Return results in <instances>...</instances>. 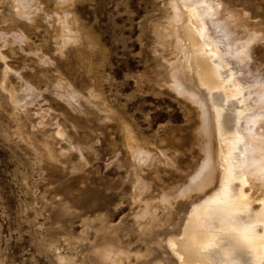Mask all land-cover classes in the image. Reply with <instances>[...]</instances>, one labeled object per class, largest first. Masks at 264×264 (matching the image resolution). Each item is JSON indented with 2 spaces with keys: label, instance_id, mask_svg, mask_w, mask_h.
Returning a JSON list of instances; mask_svg holds the SVG:
<instances>
[{
  "label": "rangeland",
  "instance_id": "374dc122",
  "mask_svg": "<svg viewBox=\"0 0 264 264\" xmlns=\"http://www.w3.org/2000/svg\"><path fill=\"white\" fill-rule=\"evenodd\" d=\"M169 2L35 0L20 16L15 0H0V264H104L96 250L107 246L128 256L122 264H172L164 238L195 192L158 207L151 224L135 217L144 201L187 187L204 156L194 104L166 82ZM206 2L224 43L247 53L227 66L245 86L264 84V0ZM63 11L80 37L62 47ZM5 68L8 88L34 87L16 107L1 84ZM59 77L70 88L56 86ZM92 90L108 115L87 100ZM122 122L145 158L131 157ZM255 129L264 134V118ZM134 173L144 183L136 201Z\"/></svg>",
  "mask_w": 264,
  "mask_h": 264
},
{
  "label": "bare ground",
  "instance_id": "6f19581e",
  "mask_svg": "<svg viewBox=\"0 0 264 264\" xmlns=\"http://www.w3.org/2000/svg\"><path fill=\"white\" fill-rule=\"evenodd\" d=\"M34 1L15 0L16 14H26L33 8ZM168 5L160 39L171 47L174 60L166 64V82L176 94L194 104L204 156L187 187L172 197L162 192L155 203L144 201L135 214L136 221L140 224L141 218H147L146 223L151 224L158 207L166 209L173 204L172 200L191 197L195 192V199H190L176 227L164 238L172 264H264V134L255 129L264 118V84L256 82L245 86L236 70H232L234 65L227 66L232 62L230 57L244 62L247 53L238 52V48L233 51L224 43L225 33H221L222 27L212 18V4L206 0H170ZM66 14V11L56 14L57 42L62 47L80 37ZM7 69L1 72V84L16 107L25 92L34 87L22 81L21 93L12 86L8 88ZM69 84L59 77L56 86L70 88ZM245 88L248 96H245ZM92 91L87 100L108 115L105 101ZM67 94L76 96L73 90ZM122 124L131 157L135 158L139 152L142 156L137 157L145 158L147 149L144 151L129 126ZM57 135L68 139L62 129ZM133 183L132 197L134 201L140 200L144 183L140 177ZM164 224L170 223L166 219ZM148 252L139 256H146ZM123 254L111 246L96 250L104 264H122L128 259ZM155 264L166 262L158 260Z\"/></svg>",
  "mask_w": 264,
  "mask_h": 264
}]
</instances>
